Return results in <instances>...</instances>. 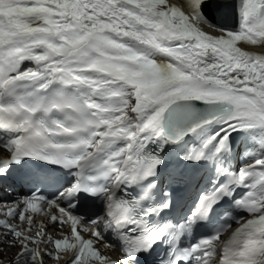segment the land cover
<instances>
[{
    "label": "snow or ice",
    "instance_id": "1",
    "mask_svg": "<svg viewBox=\"0 0 264 264\" xmlns=\"http://www.w3.org/2000/svg\"><path fill=\"white\" fill-rule=\"evenodd\" d=\"M170 155L209 170L179 218ZM16 167L15 264H264V0H0V183ZM225 201L237 226L185 243Z\"/></svg>",
    "mask_w": 264,
    "mask_h": 264
},
{
    "label": "bare ground",
    "instance_id": "2",
    "mask_svg": "<svg viewBox=\"0 0 264 264\" xmlns=\"http://www.w3.org/2000/svg\"><path fill=\"white\" fill-rule=\"evenodd\" d=\"M228 22H229V21H228ZM228 22H227V25H228ZM248 50H250V51H255V52H257V53H260V52L262 51L260 48H258V47H252V46H250V47L248 48ZM235 227H236V226H235ZM101 251H102L103 254L110 253V249H108V248H104V247H101Z\"/></svg>",
    "mask_w": 264,
    "mask_h": 264
}]
</instances>
